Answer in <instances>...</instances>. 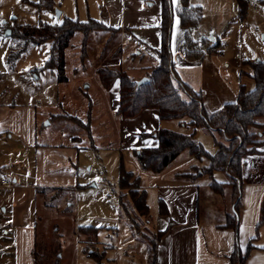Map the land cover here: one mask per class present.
<instances>
[{
    "label": "rangeland",
    "instance_id": "374dc122",
    "mask_svg": "<svg viewBox=\"0 0 264 264\" xmlns=\"http://www.w3.org/2000/svg\"><path fill=\"white\" fill-rule=\"evenodd\" d=\"M38 1L0 0V128L9 130L0 133V178L5 172H11L16 178L10 185L0 186V264H15L13 228L9 236L3 235L8 221L13 220L14 203H19L22 211L16 216L31 222L40 264H96L88 254L90 249L94 253L104 251L101 264H143L149 243L145 238H138L139 234L131 228L130 218L121 208L120 166L131 171L146 192L149 215L142 217L139 223L143 235L153 238L157 230V185L186 181L175 173H198L210 159L208 155L198 158L183 149L160 171L145 170L137 152L157 143L149 133L159 128L193 133L210 155L216 152L218 143L227 144L228 140L220 131L205 124L194 127L182 125L177 119H160L153 108H144L133 117H121L115 112L113 101L118 97V83L109 90L103 88L96 69H121L139 79L141 73L146 76V70H141L157 63L146 49L134 45L122 32H92L83 64L77 33L66 50L64 74L67 79L62 82L58 81L55 71L44 68L50 41L30 45L17 54L10 38L14 23H55L64 17L85 21L99 19L101 14L102 0H52V8L42 9L34 4ZM249 2L252 4L247 6L242 18L236 0H188L191 7L200 8L202 13L199 24L191 30L192 39L200 41L202 35L211 37L202 42V55L195 60L185 56L183 28L177 14H173L170 50L174 82L189 84L200 94L207 110H217L225 103L234 102L241 86L247 90L255 86L252 63L264 61V0ZM56 10L61 11L59 16ZM210 46L214 47L211 51ZM89 99L92 101L90 113ZM30 109L34 110L37 144L28 146L22 143L17 129L28 127ZM71 115L83 120L90 117L91 136ZM261 135L264 138V134ZM42 145L58 147L65 155L69 154L67 148L75 147V153L67 159L68 163L73 160L75 164H70L76 174L74 187L58 195H55L57 186L36 190V194L32 192L35 148ZM259 150L244 157L241 188L247 182L264 183V144ZM226 179H231L229 173L220 170L197 178L200 217L217 220L212 204L214 198L223 200L228 208L226 193L218 194L208 187L212 181ZM3 207H6L5 212ZM130 214L131 219L135 217L134 211L130 210ZM85 226L98 230L87 248L86 237L78 231ZM255 228L253 244L258 237L257 225Z\"/></svg>",
    "mask_w": 264,
    "mask_h": 264
},
{
    "label": "trees",
    "instance_id": "16d2710c",
    "mask_svg": "<svg viewBox=\"0 0 264 264\" xmlns=\"http://www.w3.org/2000/svg\"><path fill=\"white\" fill-rule=\"evenodd\" d=\"M161 2V44L154 49L157 56V63L146 68L148 81L137 85L136 80L130 77L124 70L110 67H98L96 72L100 84L109 90L118 83V97L113 101L115 112L121 117H133L144 108L156 109L160 119H177L190 126L205 124L207 127L218 130L228 143H218L216 152L207 154L203 146L196 141L193 133L184 134L167 128H159L151 134L156 138L157 145L143 147L137 152V158L141 167L154 172L160 171L183 149H188L191 154L201 158L209 156L208 165L204 166L203 173L211 174L214 170L227 171L231 178L234 212L226 214L225 226L237 227L236 216L240 211V194L242 163L244 157L259 152V147L264 144V61L257 60L252 63V77L255 86L247 90L241 86L234 102H228L217 110H207L200 94L189 84L179 81L174 82L173 59L170 50L171 22L174 12L178 15L179 23L183 28L184 52L188 60H195L202 55V42L192 39L191 30L195 28L202 17L201 9L191 7L188 0H177L174 6L172 0H160ZM240 16L244 18L248 6V0H236ZM36 7L52 8V0H39L34 2ZM11 40L15 43L17 54L26 50L30 45L50 41L48 58L44 68L56 72L59 82L67 79L65 72L66 50L71 46V40L79 33L80 63L83 64L86 58L88 40L92 32L99 30H117L106 25L99 19L88 18L85 21L64 17L60 22L47 23L39 21L37 24H13L11 26ZM210 46L208 50H213ZM11 57V56H10ZM182 91L188 100L180 94ZM92 108V101L89 99L88 112ZM79 126L85 129L91 136L90 117L85 120L72 116ZM188 118V120H184ZM119 188L121 208L125 215L130 218V225L139 239H147L151 259L155 258V250L158 240L164 231L156 230L154 237L149 234L144 236L140 229L141 218L149 215L146 192L140 187L139 179L131 171L126 170L122 165L119 168ZM215 192H221L222 182L212 181L210 183ZM67 188H56L58 195ZM41 190V189H38ZM42 191V190H41ZM126 191V192H125ZM125 200V201H123ZM130 210L135 212L131 219ZM159 212L166 215L167 211L163 202L159 204ZM140 222V223H139ZM170 222L169 224H171ZM264 224V202L261 206V217L257 224V234L260 225ZM78 231L86 239V248L97 236V229L94 227H79ZM149 236V237H148ZM257 236V235H256ZM252 247L251 240L247 245V252ZM103 252L94 253L92 249L88 254L93 257L96 264H101ZM247 252L241 255L238 250L231 254V264L243 263ZM32 264H40L36 246L31 252ZM57 264V263H54Z\"/></svg>",
    "mask_w": 264,
    "mask_h": 264
},
{
    "label": "crops",
    "instance_id": "0c3cea01",
    "mask_svg": "<svg viewBox=\"0 0 264 264\" xmlns=\"http://www.w3.org/2000/svg\"><path fill=\"white\" fill-rule=\"evenodd\" d=\"M172 2L174 6L177 5V0H172ZM99 20L108 26L117 28L118 33L122 32L130 42L137 47L146 49L157 60L154 49L161 44L160 0H102ZM201 38L210 40L207 35H202ZM145 70L144 68L141 72H145ZM140 76H145V74L141 73L138 77L140 78ZM180 94L188 100L182 91ZM10 111L13 110L10 109ZM5 113H7V109ZM27 118L29 119L28 127H18L17 130L22 143L31 146L37 144L34 141L33 109L28 110ZM182 125L185 124L182 122ZM155 130L157 129L153 131ZM8 131L0 128V133ZM156 145L157 143L153 146ZM67 149L68 155L54 146L42 145L35 148L34 181L30 183L32 192L34 190L36 194V190L40 188L41 190L56 186L57 188H70L76 185L74 184L76 174L70 165L75 164L73 160H70V163L67 162L69 155L72 152L75 153L76 149L75 147ZM175 174L185 177L186 181L161 184L156 187L157 230L164 232L157 242L155 258L151 259L147 247V260L143 264H231V254L235 250L244 255L247 252L248 243L255 236L253 231L256 229L255 226L261 215V206L264 202V183H245L240 194L242 202L239 215L236 216L238 225L233 228L224 225L226 214L234 212L233 191L232 188L227 190L232 187L231 179L217 181L223 183V190L216 193L222 194L224 191L228 197L229 206L226 208L223 200L218 201L214 198L212 204L215 205V218L217 219L214 221L200 217L199 213L200 188L197 178L203 174L202 168L198 173L183 171ZM12 181L15 182L16 178L13 177ZM208 187L212 189L210 183ZM221 199H223L222 196ZM160 202L165 205L166 215H161L159 212ZM216 202L218 203L216 204ZM20 207L19 203L13 204V220L8 221L7 229L4 230L3 235L4 237L9 236L10 230L13 228L15 264H32L31 252L36 244L33 240L31 222L27 218L16 216ZM3 211H6V207H3ZM170 222L172 223L169 224ZM258 230L257 241L254 244L251 241L252 247L247 252L244 262L239 264H264V225H261Z\"/></svg>",
    "mask_w": 264,
    "mask_h": 264
},
{
    "label": "built area",
    "instance_id": "2783aa9c",
    "mask_svg": "<svg viewBox=\"0 0 264 264\" xmlns=\"http://www.w3.org/2000/svg\"><path fill=\"white\" fill-rule=\"evenodd\" d=\"M251 4H252V2H249L248 7ZM12 178H13V175L11 174V172H5L0 178V186L6 187V186L10 185Z\"/></svg>",
    "mask_w": 264,
    "mask_h": 264
},
{
    "label": "water",
    "instance_id": "95a60500",
    "mask_svg": "<svg viewBox=\"0 0 264 264\" xmlns=\"http://www.w3.org/2000/svg\"><path fill=\"white\" fill-rule=\"evenodd\" d=\"M150 3V2H149ZM61 14V11L60 10H56V15L57 16H59ZM8 30V32H10V29H7ZM211 38V37H210ZM148 77L147 76H143V77H141V78H139V79H137L136 80V84L137 85H140V84H142V83H144V82H146V81H148Z\"/></svg>",
    "mask_w": 264,
    "mask_h": 264
}]
</instances>
